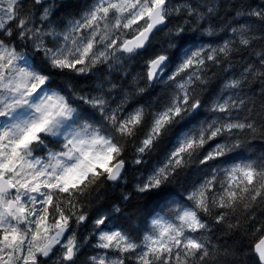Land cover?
<instances>
[{"label": "clouds", "instance_id": "9594fccd", "mask_svg": "<svg viewBox=\"0 0 264 264\" xmlns=\"http://www.w3.org/2000/svg\"><path fill=\"white\" fill-rule=\"evenodd\" d=\"M261 239L264 0H0V264H264Z\"/></svg>", "mask_w": 264, "mask_h": 264}, {"label": "snow or ice", "instance_id": "6c2138e0", "mask_svg": "<svg viewBox=\"0 0 264 264\" xmlns=\"http://www.w3.org/2000/svg\"><path fill=\"white\" fill-rule=\"evenodd\" d=\"M255 249H256L257 254L260 256V258L264 260V239L259 240L255 244Z\"/></svg>", "mask_w": 264, "mask_h": 264}, {"label": "trees", "instance_id": "16d2710c", "mask_svg": "<svg viewBox=\"0 0 264 264\" xmlns=\"http://www.w3.org/2000/svg\"><path fill=\"white\" fill-rule=\"evenodd\" d=\"M257 2H258V0H257Z\"/></svg>", "mask_w": 264, "mask_h": 264}]
</instances>
